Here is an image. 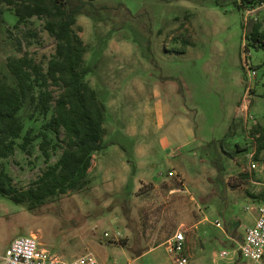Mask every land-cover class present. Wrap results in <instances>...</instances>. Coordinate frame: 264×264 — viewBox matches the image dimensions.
I'll list each match as a JSON object with an SVG mask.
<instances>
[{"label": "rangeland", "instance_id": "374dc122", "mask_svg": "<svg viewBox=\"0 0 264 264\" xmlns=\"http://www.w3.org/2000/svg\"><path fill=\"white\" fill-rule=\"evenodd\" d=\"M86 1L77 29L88 81L106 105L107 146L80 191L34 210L0 195V255L34 234L66 259L172 264L167 240L182 230L190 264H257L239 246L264 203V49L246 39L254 22L264 27V3L240 11L210 0ZM13 24L0 14V68L25 52L46 63L55 40L44 21L32 20L27 40ZM32 148L3 161L18 187L46 165Z\"/></svg>", "mask_w": 264, "mask_h": 264}, {"label": "trees", "instance_id": "16d2710c", "mask_svg": "<svg viewBox=\"0 0 264 264\" xmlns=\"http://www.w3.org/2000/svg\"><path fill=\"white\" fill-rule=\"evenodd\" d=\"M210 1L219 7L233 5L240 11L264 3V0ZM88 3L0 0V14L9 12L14 27L27 28L20 39L35 36L29 25L37 18L44 21V29L55 40L54 54L46 63L25 52L8 56L5 70L0 68V195L26 205L29 210L72 190H82L88 182L93 155L107 146L106 105L88 81L93 67L86 63L87 45L77 29L78 15ZM246 39L249 49H264L263 25L254 22ZM40 118L43 121L37 126ZM35 143L46 165L29 186L18 187L3 161L18 148L30 155ZM58 147L61 153L51 163L53 150ZM259 196L264 198V192Z\"/></svg>", "mask_w": 264, "mask_h": 264}, {"label": "built area", "instance_id": "2783aa9c", "mask_svg": "<svg viewBox=\"0 0 264 264\" xmlns=\"http://www.w3.org/2000/svg\"><path fill=\"white\" fill-rule=\"evenodd\" d=\"M256 74V71L251 73ZM255 168L256 165L253 163ZM258 217L253 226L247 227L239 246L240 254L257 264H264V203L258 207ZM220 226L219 221L216 222ZM108 235V232L105 233ZM119 234V233H118ZM166 249L171 255L172 264H190L186 255V234L177 230L167 240ZM227 252H223L226 255ZM0 264H101L92 252L66 259L41 246L34 234L15 238L5 253L0 256Z\"/></svg>", "mask_w": 264, "mask_h": 264}, {"label": "crops", "instance_id": "0c3cea01", "mask_svg": "<svg viewBox=\"0 0 264 264\" xmlns=\"http://www.w3.org/2000/svg\"><path fill=\"white\" fill-rule=\"evenodd\" d=\"M244 109H247V106H245ZM263 156H264V154L261 153V154H260V157H263ZM256 178H257V179H255V181H259L260 178H259L258 176H257ZM260 180H261V179H260ZM263 192H264V190H263L261 193H258V194L260 195V194H262ZM255 194H257V192H256ZM10 243H11V242H10ZM9 245H10V244H9ZM9 245H8V247H9ZM8 247H7V248H8ZM7 248H6V249H7ZM5 251H6V250H5ZM4 253H5V252H4ZM4 253H3V254H4ZM3 254H1L0 256H2Z\"/></svg>", "mask_w": 264, "mask_h": 264}]
</instances>
